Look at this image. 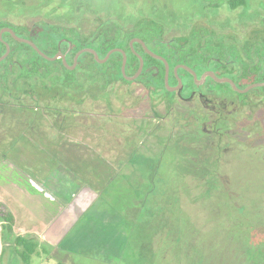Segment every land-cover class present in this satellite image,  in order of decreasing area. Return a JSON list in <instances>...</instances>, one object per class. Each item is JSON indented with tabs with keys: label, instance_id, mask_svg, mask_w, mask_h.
Here are the masks:
<instances>
[{
	"label": "flooded vegetation",
	"instance_id": "af4514ba",
	"mask_svg": "<svg viewBox=\"0 0 264 264\" xmlns=\"http://www.w3.org/2000/svg\"><path fill=\"white\" fill-rule=\"evenodd\" d=\"M247 1L233 6L228 0L227 7L224 2L213 1L200 7L192 6L184 13L166 5L168 14L161 20L140 15V11L149 13L150 8L155 7L149 2V11L141 5L132 16L118 14L109 7L99 10L106 15L102 13L103 17L96 18L94 29L87 32L68 24L45 21L32 25L0 21V25L3 24L0 32L6 28L12 29L20 38L33 41L49 57L64 55L69 67L61 57L55 61L43 58L49 62L62 61L71 71L72 78L67 91L57 88L44 93V88L39 85L38 98L9 97L7 100L12 105L37 103L38 112L0 113V127L4 125L7 130L1 134L4 144L0 146L6 145L7 152H21L30 148L32 152L47 153L60 151L62 140H69L71 133H97L101 134L99 139L106 143L110 137L111 143L102 146L107 150L106 154L112 148L121 153L116 164L122 163V167L128 162H132V166L145 162V156L143 158L140 155L142 135L158 136L165 131L166 139L160 157L152 161L154 166L149 177L151 180H160L161 170L166 169L168 160L177 161L176 155L172 153L175 146L170 141L172 133L177 131L179 120L185 123L190 118L198 119L200 131L213 137L230 131L223 128L227 126L225 121L243 119L253 105L258 101L264 102V91L260 90L264 86L241 92L251 85L264 83V17L259 15L260 12L251 10ZM68 9L72 10V13L65 14L68 19L86 17L84 12L77 13L72 5ZM221 15H225L222 22L219 21ZM0 41L11 47L9 56L0 62V68L16 71L13 64H1L10 57L13 46L27 43L19 42L7 31ZM89 49L96 51L102 60L112 53L105 63H100L92 52L87 51ZM6 51L7 46L0 57ZM123 53L127 56L125 75ZM91 56L99 64L113 61L106 69L95 73L97 68L89 64ZM19 66L24 68L23 65ZM34 68L41 73L48 69L63 70L59 63L50 66L39 64ZM93 77L96 81H91ZM217 79L232 80L238 90L229 82ZM92 106L104 107L106 111L94 112ZM115 106L131 110L132 113H118ZM186 107L189 111L177 112L178 108ZM48 108L53 112H45ZM140 108L150 112V116L146 117L151 122L150 128L143 133L138 127L137 111ZM27 117L37 119L35 128L19 131L25 127L26 122L23 121ZM112 120L119 125L116 132H111ZM172 122L169 128L168 124ZM105 124H109L111 129H106ZM112 141L118 143L113 144ZM69 145L73 151L81 147ZM102 146L100 144L99 147ZM199 148L202 149V146ZM99 150L102 151L97 147L88 150L90 160L95 154L102 156ZM168 151H171L170 157L167 156ZM101 159L99 162L103 163L104 168H94L97 169L94 174H100L98 177L102 178L99 180H131L130 173L121 176L118 169L114 173L109 160L106 157ZM86 165L92 168V165ZM89 174L86 173L88 176L85 178H91Z\"/></svg>",
	"mask_w": 264,
	"mask_h": 264
},
{
	"label": "rangeland",
	"instance_id": "374dc122",
	"mask_svg": "<svg viewBox=\"0 0 264 264\" xmlns=\"http://www.w3.org/2000/svg\"><path fill=\"white\" fill-rule=\"evenodd\" d=\"M167 1L170 3L168 4ZM213 1L224 2L227 7L228 0H0V21L14 24L24 22L31 25L45 21L68 24L87 32L94 29L96 18L103 17L102 13L106 15L99 10L109 7L118 14L132 16L137 7L142 5L149 11L150 4H153L155 7L150 8L151 12L140 11V15L154 16L161 20L168 14L166 5L184 13L192 6L200 7L204 3ZM247 2L251 10L255 13L260 12L259 15L264 17V0ZM69 5H72L77 13L84 12L86 17L68 19L66 15L72 13V10L68 9ZM221 18L219 21L222 22L225 15H221ZM114 108L118 113H132L131 110H122L118 106ZM91 109L94 112L106 111L104 107L92 106ZM178 109V113L189 111L187 107ZM137 114L138 127L143 133L150 128L151 122L146 119L150 116V112L140 108ZM111 123L113 125L111 132L113 130L116 132L119 125L116 121ZM173 123H169L168 127L170 128ZM104 126L106 129H111L109 124ZM4 132L7 130L1 129L0 144H4V136L1 135ZM108 134L112 133L108 132ZM100 135L89 132L71 133L69 140H62L60 151L38 155L30 153L29 148L21 149V152L8 153L10 157L6 160H9V164L24 170L28 178L34 182L38 181V187L31 183L30 187L36 186L39 200L35 199L32 193L31 196L28 195L27 200L24 197L21 200V196L18 200L11 198L9 193L5 192L11 187L8 185L0 190V203L8 205L14 212L17 226L21 225L25 228L26 222L23 225V216L26 210L31 214L34 212L35 215L39 210V219L35 224L37 227L35 231L39 234H24L37 240L39 244L37 253L32 257V264H204L202 258L200 259L199 241L203 235L209 240V244L214 243L213 247L216 251L223 249L224 244L221 239L224 231L207 223L208 206L203 197V185L199 186L206 181L194 180L195 173L191 172L188 162H185L181 153L183 149L181 151V148H175L172 152L176 155L177 161L168 160L169 163L162 171L160 180H147L150 176L149 170L154 166L152 161L155 162L160 157L166 139L165 131L158 136L157 134L142 135L140 155L143 158L145 156V162L134 163L133 166L132 162H128L122 167V163L116 164L117 159L121 158L119 157L121 153L112 148L113 150H108L109 153L106 154L107 150L103 146L110 144L111 139L108 136L109 142L106 143L99 139ZM172 143L170 141V144ZM69 144L81 147H74L77 151H73ZM100 144L103 146L99 147ZM92 147L101 148L102 151L99 150V153L102 156L95 154L90 160L88 150ZM6 148V145L0 146V160L3 153L7 152ZM170 154L171 151H168L167 156L170 157ZM102 157H106L113 165L114 173L117 172L116 169L121 176L130 173L131 180H112L109 186L106 185L109 180H99L100 174L96 176L94 172L104 168L103 163L99 162ZM86 164L92 165V168L90 169ZM236 164L239 163L235 162L228 168L229 170L227 169L229 180H234V174L240 172ZM245 165L243 164V167ZM16 171L17 174L11 172L0 180V183L4 185L6 180L11 182L18 180L21 173ZM86 173L91 178H85L88 176L85 175ZM251 174L258 173L247 166L241 180H250ZM253 180L256 182L255 186L260 185L257 179ZM56 205L57 209L54 213L52 211ZM34 217L38 218V216ZM30 225L34 226L33 220ZM44 227H47V233L40 231ZM14 230L15 235H22L16 231V228ZM192 233H195V237L189 240L188 237ZM169 234L173 240L166 238ZM179 239L181 240L177 243ZM182 243L187 246L186 253L179 250ZM232 248L233 245L230 250ZM189 249L191 254H188ZM5 252L3 255L5 264H14L12 252L9 249H5ZM234 263V260L228 261V264Z\"/></svg>",
	"mask_w": 264,
	"mask_h": 264
},
{
	"label": "trees",
	"instance_id": "16d2710c",
	"mask_svg": "<svg viewBox=\"0 0 264 264\" xmlns=\"http://www.w3.org/2000/svg\"><path fill=\"white\" fill-rule=\"evenodd\" d=\"M244 1L231 0L230 3L238 6ZM5 50V44L0 41V54ZM111 62L99 64L94 56H91L89 64L97 68L98 71L95 72L97 73L106 69ZM55 63L61 64L63 70L48 69L41 73L34 68L39 64L50 66ZM9 64L16 66V71H5L0 68V113L36 114L37 103L12 105L7 99L16 95L38 98L39 85L44 88V93L53 92L51 89L57 88L67 91L72 81L71 71L62 61L49 62L27 44L13 46L12 54L1 65ZM19 65H23L24 68ZM118 69L120 70L119 63ZM91 81H96V78H91ZM260 90L264 91V88ZM45 112H53V110L48 108ZM23 122H26L27 126L24 123L25 127L19 129L22 132L34 129L37 119L27 117ZM198 123V119L192 120V118L185 123L179 120L177 131L172 133L171 141L174 148H181V151L183 149L185 162H188L191 172L195 173L194 180L206 181L199 186L203 185V197L208 206L207 223L224 231L221 239L224 246L221 251H216L213 247L214 243L209 244V240L203 235L199 240L200 259L202 258L204 264H228L231 260L235 261L234 264H264V102L258 101L253 105L243 119L225 121L227 126L223 128L230 131H224L213 137L202 133ZM1 129L6 130L4 125L0 127V131ZM201 146L202 149L199 148ZM8 153H3L2 161L9 159ZM235 162L239 163L236 165L240 168V172L234 174V180H229L227 169ZM243 164H246L245 167ZM247 166L252 167L258 174H251L250 180H241ZM196 172L203 175L200 176ZM149 177L147 180H151ZM259 178L261 179L258 180ZM253 179H257L260 185L255 186L256 182ZM111 181L109 180L106 185L109 186ZM0 221L3 223L5 244L3 255L6 253L5 249H9L14 264H32V257L39 247L37 240L29 235H15V215L1 203ZM191 237H195V233L189 235V240ZM166 238L173 240L170 234L166 235ZM180 240H177V243ZM231 245H233L232 250H230ZM186 249L187 246L183 243L179 246L181 252L186 253ZM188 251V254H191V250ZM218 261L219 263H216Z\"/></svg>",
	"mask_w": 264,
	"mask_h": 264
},
{
	"label": "crops",
	"instance_id": "0c3cea01",
	"mask_svg": "<svg viewBox=\"0 0 264 264\" xmlns=\"http://www.w3.org/2000/svg\"><path fill=\"white\" fill-rule=\"evenodd\" d=\"M30 153H37L39 155V152H37V151L36 152L31 151ZM36 158L39 159V157H36ZM8 162H9V160H3V161L0 160V180H2L3 178H6L9 174H11V172H14L15 174H17L18 172L16 170H18L21 173V177L18 178V180H15L13 182H11L10 180H6L4 185L2 183H0V190H2L3 187L6 188V186L8 185V186H11V187H9L10 190L7 189V190H5V192H8L9 197H11V198H15L16 200H18V198L21 196L22 197L21 200H23L24 198L27 200L28 195L31 196V193H32L34 198L39 200V192H38V189L36 188V186L38 187V181L34 182L31 178H28V176L26 175L24 170L18 169L17 167L9 164ZM54 174H55V172L53 173V175ZM63 177H65V176H63ZM30 183L34 184L36 186L32 185V187H30L31 186ZM13 184L14 185L16 184V185L14 186ZM16 200H15V205H16ZM6 206L9 208L8 205H6ZM56 209H57V205L54 207V210L52 212L55 213ZM13 214H14V212H13ZM34 216H38V218H35ZM15 218H16L15 228L19 234H22V235H24V234H37L38 235L39 234V232L35 231V228H37V227H35V224L38 222V219H39V210H38V214H36V215L34 212L31 214V212L29 210H26V212L24 213V216H23V218H24L23 225L26 222L25 228H23L21 225L17 226V217L15 216ZM32 220H33L34 226L30 225L32 223ZM2 225H3V223L0 221V264H5L4 257H3L5 244L3 241ZM46 228L47 227H44L40 231H44L45 233H47Z\"/></svg>",
	"mask_w": 264,
	"mask_h": 264
},
{
	"label": "water",
	"instance_id": "95a60500",
	"mask_svg": "<svg viewBox=\"0 0 264 264\" xmlns=\"http://www.w3.org/2000/svg\"><path fill=\"white\" fill-rule=\"evenodd\" d=\"M10 32L13 36H14V38H16L19 42H23V43H27V44H29L30 46H32L42 57H44L45 59H47V60H49V61H55V60H57L58 58H62L63 59V61H64V63L66 64V66H68L69 67V64L67 63V60H66V57L64 56V55H62V54H59L58 56H55V57H49L47 54H45L44 52H42L40 49H39V47L33 42V41H30V40H27V39H23V38H20L19 36H17L16 35V33L12 30V29H9V28H6V29H3V30H1V32H0V39H2V36H3V33L4 32ZM7 46V51H6V53L2 56V57H0V62H2L3 60H5L8 56H9V54H10V52H11V47H10V45L9 44H7L6 45ZM87 51H90V52H92L94 55H95V57H96V59L98 60V62H100V63H105L108 59H109V57H110V55H111V53L105 58V59H100L99 58V55H98V53L96 52V51H94V50H87ZM124 54V65H123V73H124V75H125V66H126V60H127V56H126V54L125 53H123ZM78 58V57H77ZM76 58V59H77ZM142 66H143V61H142ZM217 80H219V79H217ZM219 81H221V82H229L233 87H234V89H236V90H238V88H237V86L235 85V83L232 81V80H230V79H222V80H219ZM168 83V82H167ZM261 86H264V83H258V84H254V85H251L249 88H247V89H245V90H242L241 92H248L250 89H252V88H255V87H261Z\"/></svg>",
	"mask_w": 264,
	"mask_h": 264
}]
</instances>
